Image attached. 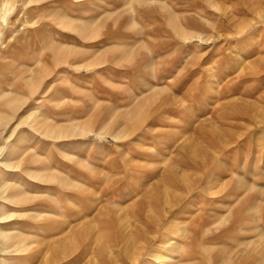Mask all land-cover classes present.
Returning <instances> with one entry per match:
<instances>
[{
	"label": "rangeland",
	"instance_id": "rangeland-1",
	"mask_svg": "<svg viewBox=\"0 0 264 264\" xmlns=\"http://www.w3.org/2000/svg\"><path fill=\"white\" fill-rule=\"evenodd\" d=\"M0 236V264H264V0H0Z\"/></svg>",
	"mask_w": 264,
	"mask_h": 264
},
{
	"label": "bare ground",
	"instance_id": "bare-ground-1",
	"mask_svg": "<svg viewBox=\"0 0 264 264\" xmlns=\"http://www.w3.org/2000/svg\"><path fill=\"white\" fill-rule=\"evenodd\" d=\"M0 238H1V236H0ZM1 239H3L4 243H6V241H7L6 238H1ZM3 246H4L3 244H1V246H0V256H2L6 252V248Z\"/></svg>",
	"mask_w": 264,
	"mask_h": 264
}]
</instances>
